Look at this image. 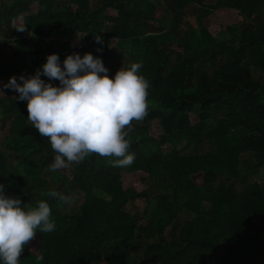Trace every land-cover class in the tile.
<instances>
[{
	"label": "trees",
	"instance_id": "trees-1",
	"mask_svg": "<svg viewBox=\"0 0 264 264\" xmlns=\"http://www.w3.org/2000/svg\"><path fill=\"white\" fill-rule=\"evenodd\" d=\"M187 7L195 17L181 29ZM222 14L235 22L219 24ZM0 31L12 58L0 57V80L35 72L51 53L62 66L66 55L90 52L110 78L122 61L140 62L149 84L147 113L126 137L133 164L92 153L68 168L70 178L57 170L48 188L40 179L56 153L17 92L0 99V117L11 119L0 143L4 192L31 206L45 200L55 222L25 245L20 264H264V188L236 185L264 170V0H6ZM51 189L82 202L67 208Z\"/></svg>",
	"mask_w": 264,
	"mask_h": 264
},
{
	"label": "clouds",
	"instance_id": "clouds-1",
	"mask_svg": "<svg viewBox=\"0 0 264 264\" xmlns=\"http://www.w3.org/2000/svg\"><path fill=\"white\" fill-rule=\"evenodd\" d=\"M141 67L140 62H132L110 78L100 56L73 52L61 66L58 54L51 53L34 74L10 76L0 87L15 90L16 99L27 102L30 125L47 137L56 153L50 171L69 168L92 153L112 158L115 167L126 168L135 160L126 138L131 122L143 120L148 110L149 84L139 73ZM53 80L59 83H51ZM4 188L0 183V264H20L25 245L37 232L53 231L55 222L45 200L31 206L18 196L6 195ZM46 195L64 203L73 199L55 189ZM42 259L43 255L37 257Z\"/></svg>",
	"mask_w": 264,
	"mask_h": 264
},
{
	"label": "rangeland",
	"instance_id": "rangeland-1",
	"mask_svg": "<svg viewBox=\"0 0 264 264\" xmlns=\"http://www.w3.org/2000/svg\"><path fill=\"white\" fill-rule=\"evenodd\" d=\"M5 1L6 0H0V2H5ZM204 3L214 4L215 0H204ZM193 8H195V7H187L185 9V14H183L182 20L178 23L179 28L185 29V27L187 25L193 24L192 22H193V19L195 17V14H194L195 10H192ZM222 15H223V17L219 19V24H230V23L235 22V18H236L235 16L225 15V14H222ZM159 16H160V13L157 14V17H159ZM12 24H13V27H17L20 24V20L19 19L15 20ZM159 28L160 27L157 24H149V31H151V32H156L159 30ZM217 29H218V27H215V28L211 27L210 31L212 33H215V31ZM2 38H4V35H3L2 31H0V57L2 60L12 61L10 50L7 47L8 46L7 42H5ZM77 42H78L77 39H73L70 41V43L72 45H75ZM10 43H12V42L10 41ZM173 50L176 52L180 51L179 48L175 47V46H174ZM124 65H125V63L122 61V65H120L118 67V69H120ZM202 69L204 71H210L212 69V65L209 63H204L202 65ZM34 73L35 72H31L28 75H26L25 77L27 78L29 75H32ZM258 73L260 74V72H258ZM260 76H262V75L260 74ZM9 77L10 76L8 75L5 79L0 80V85H2L3 83H6L9 79ZM41 79L47 81L48 78L42 75ZM0 92H3V93H0V99H2L4 103H7L5 99L7 97H12V95L16 91L0 87ZM24 109H25V111H27L26 105L24 106ZM0 114H1V107H0ZM10 121H11V119L7 116H1L0 117V143L8 135V127L10 126ZM155 124L156 123L152 124V126L150 127V132H149L154 138L157 136V134L160 131L158 126ZM203 150L204 149L200 146L198 148H184L181 150V152L183 154L185 153V154L189 155V154H193V153H201V152H203ZM247 157H248L247 155L242 156V158H244V159H246ZM62 170H64L63 172L65 174V178L66 177L70 178L69 169L66 168V169H61L58 171H62ZM119 173L121 175L122 187L124 189L130 187L133 184L131 175L124 172V171H120ZM55 174H56V171L55 172H48V173L43 172L41 179H40L41 184L47 188L55 186V184H56V182L54 180ZM243 181L245 183L256 182L262 188H264V170L261 168H258L254 172H252V171L249 172L243 179H241V182L236 184L238 187V190H240L241 187L243 186V184H242ZM81 202H82V196L73 197L71 203H67L65 207H67V208L77 207L78 205L81 204ZM254 224L258 229H260V224L257 220H255ZM168 234H169V228L166 229L164 235L168 236Z\"/></svg>",
	"mask_w": 264,
	"mask_h": 264
}]
</instances>
